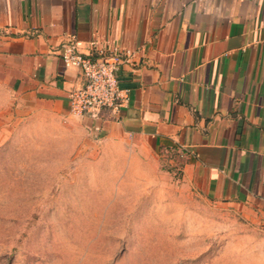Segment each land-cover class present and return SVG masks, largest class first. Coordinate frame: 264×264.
<instances>
[{
  "label": "crops",
  "instance_id": "obj_1",
  "mask_svg": "<svg viewBox=\"0 0 264 264\" xmlns=\"http://www.w3.org/2000/svg\"><path fill=\"white\" fill-rule=\"evenodd\" d=\"M70 40L133 51L115 116L70 112ZM0 63L28 103L90 137L177 152L192 189L264 223V0H0Z\"/></svg>",
  "mask_w": 264,
  "mask_h": 264
},
{
  "label": "rangeland",
  "instance_id": "obj_2",
  "mask_svg": "<svg viewBox=\"0 0 264 264\" xmlns=\"http://www.w3.org/2000/svg\"><path fill=\"white\" fill-rule=\"evenodd\" d=\"M0 63V264H264V223L183 178V159L84 134Z\"/></svg>",
  "mask_w": 264,
  "mask_h": 264
},
{
  "label": "built area",
  "instance_id": "obj_3",
  "mask_svg": "<svg viewBox=\"0 0 264 264\" xmlns=\"http://www.w3.org/2000/svg\"><path fill=\"white\" fill-rule=\"evenodd\" d=\"M130 49H91L84 53L77 40L62 45L59 55L66 67L77 68L82 84L68 94L70 112L76 116H115L129 99V89L119 86L118 71L133 56Z\"/></svg>",
  "mask_w": 264,
  "mask_h": 264
}]
</instances>
